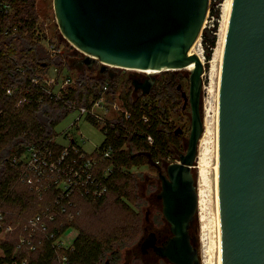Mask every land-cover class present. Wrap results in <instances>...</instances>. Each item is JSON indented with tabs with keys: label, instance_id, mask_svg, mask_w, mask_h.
<instances>
[{
	"label": "water",
	"instance_id": "95a60500",
	"mask_svg": "<svg viewBox=\"0 0 264 264\" xmlns=\"http://www.w3.org/2000/svg\"><path fill=\"white\" fill-rule=\"evenodd\" d=\"M209 7L210 0H53L62 36L86 63L160 71L193 63L186 149L164 170L157 163L156 197L170 235L157 245L151 231L138 242L142 253L152 247L172 264H200L190 229L198 208L192 168L204 129V65L191 47ZM155 79L132 84L147 94ZM210 191L213 264H264V0H231L214 88Z\"/></svg>",
	"mask_w": 264,
	"mask_h": 264
},
{
	"label": "trees",
	"instance_id": "16d2710c",
	"mask_svg": "<svg viewBox=\"0 0 264 264\" xmlns=\"http://www.w3.org/2000/svg\"><path fill=\"white\" fill-rule=\"evenodd\" d=\"M10 1L11 9L8 12L0 9V203L6 200L14 201L19 204L21 210L25 206L23 197L29 199L33 194L29 192L28 187L23 189L14 186L18 170L13 167L10 157L34 143L57 144L53 142L55 127L71 112V101L75 100L79 105L87 104L90 95H97L98 86L104 83V79H97L101 82L98 83L91 78L84 79L81 75L76 80V88L63 99L37 90L30 78L47 65H58L61 61H56L52 56L56 54H52L42 41L44 35L38 31L40 24L37 23L34 0ZM210 13L218 16V9H215L212 3ZM9 26H15L16 30H6ZM215 31L216 23L210 28L204 27L201 32L207 58L215 46ZM59 67L62 69L63 65L60 64ZM167 73L165 72L166 75L149 91L148 101H141L140 98L134 100L135 97L128 100L127 96H120L128 116L122 114L112 124L107 123L102 127L104 139L99 148L111 147L109 157L102 159L104 167L109 170L108 177L105 178L108 191L102 198H96L94 206L102 204L108 193H112L114 199L128 209L133 208L131 204L139 206L146 195L153 194L157 201L156 193L160 183L144 179L141 181L144 186L140 192V178L133 169L143 165L157 167V163L167 162L170 156L174 158L176 153L179 155L183 151L181 132H176L173 124L168 121V103L172 106L177 98L179 80L173 72L169 75ZM20 87L24 88L20 96H25L27 100L16 105L21 98L16 91ZM7 89L14 92L9 94ZM142 96L144 95L139 97ZM56 148H60L59 144ZM55 152H58V149ZM161 168L163 170L162 166ZM131 211L136 213L133 209ZM5 222L14 224L7 214ZM14 226L15 230L5 235L10 236V239L2 240L0 244L6 259L10 258L21 232L17 221ZM77 226L78 233L72 248L67 252L70 264L117 263L118 250L112 246L114 236L112 240L110 236L96 238L80 225ZM28 255L29 264H48L51 258V253L46 248L42 252H28Z\"/></svg>",
	"mask_w": 264,
	"mask_h": 264
},
{
	"label": "rangeland",
	"instance_id": "374dc122",
	"mask_svg": "<svg viewBox=\"0 0 264 264\" xmlns=\"http://www.w3.org/2000/svg\"><path fill=\"white\" fill-rule=\"evenodd\" d=\"M219 1L217 6L214 5L215 9H218V16H215L210 22L206 23L204 27H211L216 23V40L215 46L212 48L208 58L206 57V53L204 51V46L201 41V34L196 40V42L191 47V52L199 53L202 57V62L204 65V72L202 75V92H201V104L200 111L203 118V132L205 131L204 121L206 119V135L204 137V141L202 142L200 148V137L198 142V154L196 157V161L194 162L195 166L192 168V172L196 178V186L198 191V196L200 193V197L202 196V204L198 205L197 208V217L194 219L192 227L190 229L191 235L193 237L194 245L198 249V254L200 258V264H213V240H212V216H211V158H212V133H213V108H214V88L220 73L221 68V59L222 57V40L221 39V30L222 25H224V11L223 5L225 0H217ZM35 3V12L37 14V23L40 24L38 30L41 34L44 35L43 43L47 47L49 44H54V49L56 55H52L55 57L56 61H61L62 69H60L59 65L49 64L43 70H47L50 74L60 75L63 73L71 74V78L75 81L81 75L84 76V79H89L99 82L97 79L98 75L92 74L89 70L78 68L76 64H74V53H78L80 55L81 52L76 50L74 46H72L61 34L55 19L54 9H53V0H34ZM8 26V25H7ZM203 27V28H204ZM203 30V29H202ZM220 48V49H219ZM220 50V51H219ZM221 53V54H220ZM80 57H84V54H81ZM55 68L57 70H55ZM129 70V69H128ZM138 72L142 77L148 76L147 73L142 71H134ZM168 72L167 75L173 74L178 78V94L176 100L173 102L172 106L168 103V121L170 124H173L174 129H180L181 132V144H182V152L186 149V143L190 131V106L188 103V89H189V69L183 68L180 70H171V71H159L153 73L155 76V83L152 88L158 84L160 79H162ZM86 77V78H85ZM104 82H108V90L110 93L107 94V97L112 98L111 101H114L122 106V101L120 96H127L128 100H131V97H135L134 100H138L139 98L148 101L149 96L148 93L142 94L141 92H133L132 89H129L127 83H122L120 78H103ZM129 84L131 85V80L129 79ZM100 84L98 88H100ZM151 88V89H152ZM24 88L20 87L18 90L19 97H21V93L24 91ZM150 89V90H151ZM57 91V90H56ZM14 92V91H13ZM129 93V94H127ZM144 95L139 97L140 95ZM134 95V96H132ZM17 105V104H16ZM124 108V106L122 107ZM121 109V108H120ZM125 109V108H124ZM126 110V109H125ZM127 111V110H126ZM128 112V111H127ZM115 120L121 116V110L111 109V113ZM77 113L75 111H71L65 118H63L55 127V136L53 140H57L58 142H62L67 144L69 137L74 138L78 142L81 143L82 147L87 153H92L94 148L100 145L104 139V133L97 127L88 123L85 119L80 120V128L79 131L75 127L69 128L71 123L76 118ZM128 116V115H127ZM81 131L82 136L79 134ZM203 134V133H202ZM69 135V136H68ZM94 154V153H92ZM200 154V157H199ZM92 158L96 159L98 163H102L103 161L99 154L91 155ZM170 160L165 162L158 163L165 169V165L174 161V159H178V153L175 154L174 158H169ZM168 160V159H167ZM99 167L100 171L104 167ZM18 171L15 178L14 186H18L21 188H26L29 190L33 197L29 199L23 197V202L25 204L24 208L19 207L14 201L6 200L3 203H0V206L5 214L10 216L14 224L19 223L22 217L32 216L35 213L39 212L46 208V206H50L54 203L55 196L60 192L59 189H56L53 186L47 187V184L52 178L53 174L49 173L48 170L43 172V175H38L37 171L30 168H23L21 165H14ZM27 169V170H24ZM139 175V191L144 185H141V181L144 179L152 178V181L156 183H160V180L157 176V167L143 165L138 168H134ZM27 172L28 176L35 181L34 184L26 181H21V178L24 176V173ZM41 177L40 185L37 182V178ZM108 177V175H107ZM17 184V185H16ZM39 185V187H37ZM153 188V186H152ZM108 191V189H107ZM105 192V194L107 193ZM26 195V194H25ZM151 195V196H150ZM146 195L144 200L140 202V205L137 207L133 204L131 209H133L136 213H132L131 209L126 208L120 202L114 199L112 193H108L102 204L99 206H94V201L96 198H92L90 196H84L81 194L79 190H74L71 192L68 197L70 204L66 205V211H63L58 219L62 222H65V226H74L77 230L80 225L87 232H89L92 236L96 238H104V236H110L111 240L113 236L115 239L112 241L113 248L118 250L119 259L116 264H142V260L135 259L133 257V252L138 250L137 243L140 238L143 236L144 227H147V230H158L161 228H167V223L163 219L161 213V204L160 202L154 199V195L150 194ZM151 198H150V197ZM149 199L147 200V198ZM102 198V197H101ZM199 198V197H198ZM67 203V202H66ZM4 204V207H3ZM15 204V205H14ZM5 208V209H4ZM68 215H71V218H68ZM70 220V221H69ZM59 224V222H57ZM75 232L74 228H69L65 235L69 236ZM10 236H5L0 234V244L2 240H9ZM70 243L71 238L66 240ZM2 253V248L0 247V255ZM147 258L153 257L152 255L146 256ZM148 259V260H149ZM154 262H158V264H170L167 259L162 258H153ZM153 261V260H151Z\"/></svg>",
	"mask_w": 264,
	"mask_h": 264
},
{
	"label": "built area",
	"instance_id": "2783aa9c",
	"mask_svg": "<svg viewBox=\"0 0 264 264\" xmlns=\"http://www.w3.org/2000/svg\"><path fill=\"white\" fill-rule=\"evenodd\" d=\"M218 2L217 0H210V4L216 6ZM0 9L3 12H8L11 9V1L0 0ZM214 17L210 13L209 7L204 26ZM6 30L15 31L16 27L9 26L6 27ZM48 48L51 52L56 53L53 43L49 44ZM47 70H42L30 78L37 90L57 99H63L76 88L77 82L71 78V74L63 73L53 76V74L46 72ZM55 70L57 69L55 68ZM107 83L105 81L98 88L97 95L88 97L87 104L79 105L75 100L71 101L69 104L71 111H75L77 115L69 128L75 127L79 131V122L81 119H85L102 131L105 124L115 122V118L110 114L111 109L121 110L124 116L128 115V112L122 108V104V106H119L118 103L111 101L112 98L107 97V94L110 93ZM7 93L12 94L13 90L7 89ZM26 100L25 96H21L16 104L19 105ZM79 134L83 137L81 131ZM67 139V144L57 140H53L57 143L55 145L51 143H34L10 157L12 165L34 169L40 176L43 175L45 170H48L49 173L53 174V178L45 185L47 187L53 186L59 189L60 192L54 197V203L50 206H46L45 209L32 216L22 217L17 224L21 226V232L10 258H4L5 252L2 250L0 264H29L28 252H42L44 248L51 253L48 264H70L67 252L72 248L78 230L72 225L66 227L65 222L59 220L58 217L63 211H66V205L70 204L68 197L74 190H79L85 197L90 196L92 198H100L105 194L108 189L105 178H107L109 170L106 167L100 171L99 167H102V163H98L91 155L100 152L101 159H105L109 157L111 147L105 146L100 149L98 145L94 148L92 151L94 154H92L87 153L81 143L74 138L69 137ZM148 140L151 141L150 136H148ZM58 144L60 148H56ZM57 149L58 152H55ZM69 153H73V155ZM25 179L33 184L35 182L28 176L27 172L24 173L21 181ZM37 182L40 185L41 177L37 178ZM68 218H71V215H68ZM14 225L5 222V213L0 206V234L6 235L13 232L15 230ZM69 228H74L75 232L66 236L65 233ZM68 238H71L70 243L66 241Z\"/></svg>",
	"mask_w": 264,
	"mask_h": 264
},
{
	"label": "flooded vegetation",
	"instance_id": "af4514ba",
	"mask_svg": "<svg viewBox=\"0 0 264 264\" xmlns=\"http://www.w3.org/2000/svg\"><path fill=\"white\" fill-rule=\"evenodd\" d=\"M81 54H83L82 52L80 53V55L78 53H74V64H76V66L80 69L83 68L89 70L92 74L98 75V78H120V80H122V83H127L128 84V88L132 89L133 92H141L140 88L135 89L133 84H132V80L136 79L138 82H142L144 81L148 76L142 77L138 72H134L132 70H128L127 68H122V67H115V66H111V65H102V63L98 60V59H93L91 60L89 63L84 62V57H80ZM131 80V85L129 84L128 80ZM156 81V80H155ZM146 95V94H145ZM176 160V159H174ZM146 180L148 181H152V178H147ZM157 198V197H156ZM160 202V200L157 198V202ZM161 204V203H160ZM167 223V222H166ZM168 226V223H167ZM144 234H143V238L146 237L149 232L153 231L156 235V240H155V244L160 245L162 243L163 240H165L169 235H170V231H169V226L167 228H161L158 230H147V227H144ZM142 238V239H143ZM138 250L133 252V257L135 259H140L142 260V264H158V262H154L153 258H162L160 256H158L156 254V252L153 250L152 247H148L146 252L142 253L141 252V248H140V244L137 243ZM148 255H152L153 257H151L150 259L147 258L146 256ZM149 259V260H148ZM164 258H162L161 260H163ZM153 260V261H151ZM164 261V260H163ZM172 264V263H170Z\"/></svg>",
	"mask_w": 264,
	"mask_h": 264
},
{
	"label": "bare ground",
	"instance_id": "6f19581e",
	"mask_svg": "<svg viewBox=\"0 0 264 264\" xmlns=\"http://www.w3.org/2000/svg\"><path fill=\"white\" fill-rule=\"evenodd\" d=\"M230 4H231V0H225V3L223 5V11H224V16L225 19H224V25H222V30H221V39L222 40V47H223V42H224V36H225V32H226V26H227V20H228V15H229V11H230ZM220 49V48H219ZM220 51V50H219ZM197 54L200 56V54L197 52ZM221 54V53H220ZM201 60H202V57L200 56ZM220 59H221V55H220ZM193 67V63L187 65L185 68L186 69H192ZM129 70H132V71H142V72H145L147 73L148 75L150 74H153V73H156V72H159L160 70L159 69H152V68H127ZM206 119L204 121V125H205V131L203 132L202 134V137L200 139V145H199V148L202 144V142L204 141V137L206 135V132H207V129H206ZM199 157H200V154H199ZM198 205H199V208H202L200 207V205L203 203L202 202V196L200 197V193H199V196H198Z\"/></svg>",
	"mask_w": 264,
	"mask_h": 264
}]
</instances>
